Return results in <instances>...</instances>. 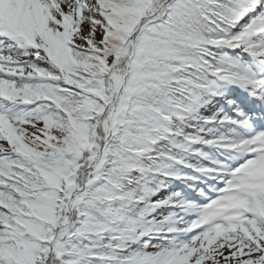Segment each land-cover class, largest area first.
Masks as SVG:
<instances>
[{"label":"snow or ice","instance_id":"1","mask_svg":"<svg viewBox=\"0 0 264 264\" xmlns=\"http://www.w3.org/2000/svg\"><path fill=\"white\" fill-rule=\"evenodd\" d=\"M0 264H264V0H0Z\"/></svg>","mask_w":264,"mask_h":264}]
</instances>
